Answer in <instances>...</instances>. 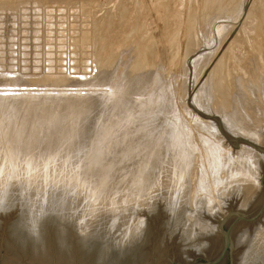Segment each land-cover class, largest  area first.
<instances>
[{
	"label": "rangeland",
	"instance_id": "1",
	"mask_svg": "<svg viewBox=\"0 0 264 264\" xmlns=\"http://www.w3.org/2000/svg\"><path fill=\"white\" fill-rule=\"evenodd\" d=\"M0 130V256L5 254L14 264L24 260L27 252L15 244L12 224L25 206L30 212L44 210L66 194L81 216L72 220L78 231L72 229L69 235L75 262L62 264L88 263L81 257V227L92 229L111 215L113 220L119 217L125 229L129 214L143 222L128 234L144 232L140 252L158 264L156 250H185L194 219L217 216L213 204L219 199L226 209L211 219L215 232L232 207L254 211L264 196L259 184L264 155L245 142L238 149L231 145L243 137L264 148V0H0ZM217 150L224 151L221 158ZM176 151L184 156L177 159ZM179 165H187L184 171L180 167L182 174L176 170ZM251 179L255 183L249 186ZM176 182L182 184L183 200L191 201V210L182 217L186 224L169 229L170 196L150 200L149 193H161L158 186L162 193L173 191ZM135 193L150 205L136 206ZM261 219L262 224H239L238 234L248 226L264 231V216ZM58 225H46L45 244L35 252H45L41 257H51V263L67 257L56 244ZM128 234L127 242L139 241L138 235L128 240ZM242 242L236 243L239 264H252V245L243 251ZM193 251L190 260L180 254L174 259L191 264L212 258ZM220 264H229L228 257Z\"/></svg>",
	"mask_w": 264,
	"mask_h": 264
},
{
	"label": "bare ground",
	"instance_id": "2",
	"mask_svg": "<svg viewBox=\"0 0 264 264\" xmlns=\"http://www.w3.org/2000/svg\"><path fill=\"white\" fill-rule=\"evenodd\" d=\"M37 17V16H36ZM84 68V67H83ZM89 73V72H88ZM261 78V77H260ZM30 80V79H29ZM97 84V83H96ZM114 84V83H113ZM45 86V85H44ZM133 86V85H132ZM161 88V87H160ZM229 92V91H228ZM162 96V95H161ZM252 98V97H251ZM198 99V98H197ZM223 99V98H222ZM229 100V99H228ZM126 101V100H125ZM230 101V100H229ZM226 102H227V100H226ZM231 102V101H230ZM98 103V102H97ZM142 103V102H141ZM172 103V102H171ZM166 104V103H165ZM169 104V103H168ZM216 104V103H215ZM218 105V104H217ZM162 107V106H161ZM220 107V106H219ZM116 108V107H115ZM125 108V107H124ZM155 108V107H154ZM164 108V107H163ZM165 109V108H164ZM222 109V108H221ZM141 110V109H140ZM161 110V109H160ZM218 110V109H217ZM140 112V111H139ZM144 113V112H143ZM169 113V112H168ZM218 113V112H217ZM234 113V112H233ZM153 114H154V112H153ZM161 114V113H160ZM142 115V114H141ZM161 116H163V118H164V120H167L166 118V116L165 115H161ZM140 117V116H139ZM160 116H159V114L157 115V117H156V119L157 118H159ZM170 117V116H169ZM136 118V117H135ZM138 118V117H137ZM151 117H149V119H150ZM162 118V119H163ZM230 118V117H229ZM148 119V120H149ZM89 120V119H88ZM150 120H152V121H154L155 119H150ZM158 120H160L161 121V118H159ZM152 121L150 122V121H147L148 123L150 122L151 124H152ZM156 121L157 120H155L154 122L156 123ZM89 122V121H88ZM93 122V121H92ZM132 122V121H131ZM168 122V121H167ZM228 122V121H227ZM234 122V121H233ZM9 123V122H8ZM17 123V122H16ZM45 123V122H44ZM85 123V122H84ZM90 123V122H89ZM95 123H96V121H95ZM165 123V121H163L162 123L160 122L159 124V126H161L162 124H164ZM90 124H92V123H90ZM99 124V123H98ZM154 124V123H153ZM153 124H152V126H153ZM169 124V123H168ZM167 124V125H168ZM14 125V124H13ZM20 125V124H19ZM83 125V124H82ZM85 125V124H84ZM83 125V126H84ZM93 125H95V124H93ZM149 125V127H150V124H148ZM157 125H158V122H157ZM165 125V124H164ZM164 125H162V126H164ZM166 125V126H167ZM229 125H230V123H229ZM75 126V125H74ZM81 126V125H80ZM192 126V125H191ZM123 127H124V125H123ZM147 127V126H146ZM156 128H157V126H155ZM12 128V127H11ZM24 128V127H23ZM59 128V127H58ZM61 128V127H60ZM152 128V127H151ZM151 128H149V129H151ZM155 128V129H156ZM159 128H161V127H159ZM177 128V127H176ZM46 129V128H45ZM86 129V128H85ZM93 129V128H92ZM153 129V128H152ZM179 129V128H178ZM236 129V128H235ZM20 130V129H19ZM31 130V129H30ZM34 130V129H33ZM98 130V129H97ZM250 129H248V131H249ZM45 131V130H44ZM52 131V130H51ZM81 131V130H80ZM147 131H149L150 132V130H147ZM156 131H157V129H156ZM203 131V130H202ZM4 132V131H3ZM41 132V131H40ZM55 131H53L52 133H54ZM62 132V131H61ZM145 132V131H144ZM155 132V131H154ZM171 132V131H170ZM184 132H186L185 130H184ZM241 132V131H240ZM0 133H1V130H0ZM6 133V132H5ZM50 133V132H49ZM58 133H60V132H58ZM146 133V132H145ZM174 133V132H173ZM35 134V133H34ZM62 134V133H61ZM67 134V133H66ZM76 134V133H75ZM117 134V136L116 135H114V136H116V137H118L119 135V132L118 133H116ZM147 134V133H146ZM150 134V133H149ZM178 134V133H177ZM182 134V133H181ZM184 134V133H183ZM23 135V134H22ZM68 135V134H67ZM123 135V134H122ZM126 135V134H125ZM153 135V134H152ZM151 135V136H152ZM176 135V134H175ZM213 135V134H212ZM252 135V134H251ZM27 136V135H26ZM39 136V135H38ZM124 136V135H123ZM171 136V135H170ZM174 136V135H173ZM172 136V137H173ZM189 136V135H188ZM61 137V136H60ZM115 137V138H116ZM147 137H148V134H147ZM146 137V138H147ZM167 137V136H166ZM210 137V136H209ZM217 137V136H216ZM11 138V137H10ZM26 138V137H25ZM36 138V137H35ZM73 138V137H72ZM105 138V137H104ZM112 138V137H111ZM185 138V137H184ZM206 138V137H205ZM212 138H214V137H212ZM212 138H210L211 140H212ZM37 139V138H36ZM64 139H65V137H64ZM64 139H62V141L64 140ZM79 139V138H78ZM180 139V138H179ZM11 140V139H10ZM9 140V141H10ZM75 140V139H74ZM92 140V139H91ZM100 140V139H99ZM106 140V139H105ZM125 140V139H124ZM169 140V139H168ZM216 140L217 139H215V142H216ZM218 140H220V139H218ZM49 141V140H48ZM84 141V140H83ZM101 141V140H100ZM111 141H113V140H111ZM207 141V140H206ZM47 142V141H46ZM51 142V141H50ZM70 142V141H69ZM163 142V141H162ZM213 142H214V140H213ZM213 142H210V143H212V144H215V143H213ZM221 142V141H220ZM244 142V141H243ZM13 143V142H12ZM98 143V142H97ZM96 143V144H97ZM130 143V142H129ZM219 143V142H218ZM217 142H216V144H217V146L220 144H218ZM245 143H247V142H245ZM16 145H18V143H15ZM99 144V143H98ZM106 144V143H105ZM171 144V143H170ZM180 144H181V142H180ZM196 144V143H195ZM211 144V145H212ZM215 144V145H216ZM247 144H249V143H247ZM49 145V144H48ZM67 145H68V142H67ZM128 145V144H127ZM172 145V144H171ZM250 145V144H249ZM15 146V145H14ZM71 146V145H70ZM181 146V145H180ZM208 146V145H207ZM184 149L186 148V147H184V146H182ZM212 147H213V145H212ZM216 147V146H215ZM139 148V147H138ZM163 148V147H162ZM170 148V147H169ZM183 148H181V149H183ZM214 148V147H213ZM212 148V149H213ZM69 149V148H68ZM79 149V148H78ZM131 149V148H130ZM137 149V148H136ZM172 149V148H171ZM178 149V148H177ZM183 149V150H184ZM190 149V148H189ZM220 149V148H219ZM82 150V149H81ZM86 150V149H85ZM89 150H92V149H89ZM165 150V149H164ZM168 150V149H167ZM230 150V149H229ZM241 150V149H240ZM101 151V150H100ZM129 151V150H128ZM136 151H138V150H136ZM141 151V150H140ZM169 151V150H168ZM168 151H167V153H168ZM180 151V150H179ZM214 151V150H213ZM215 151H216V149H215ZM217 151H220V150H217ZM38 152V151H37ZM81 152V151H80ZM92 152H94V150L92 151ZM121 152V151H120ZM123 152V151H122ZM125 152V151H124ZM171 152V151H170ZM178 154H180V153H182V150L180 151V153L178 152V151H176ZM220 152H222V151H220ZM224 152V151H223ZM223 152L222 153H219V155H218V157H220L221 158V156H220V154L221 155H223ZM230 152V151H229ZM6 153V152H5ZM84 153V152H83ZM116 153V152H115ZM136 153H139V152H136ZM142 153V152H141ZM141 153H139V154H141ZM144 153V152H143ZM142 153V154H143ZM171 153H173V152H171ZM177 153H176V155H177ZM183 153H184V151H183ZM217 153V152H216ZM36 154V153H35ZM75 154V153H74ZM85 154V153H84ZM83 154V155H84ZM117 154H119V153H117ZM145 154V153H144ZM162 154H164V153H162ZM186 154V153H185ZM228 154V153H227ZM29 156H30V154H28ZM78 155H79V153H78ZM175 154H174V156L175 157H177V159L178 158H180L181 156H184L183 154L181 155H179V157H178V155L176 156ZM224 155H226V154H224ZM42 156V155H41ZM89 156V155H88ZM135 156V155H134ZM147 156V155H146ZM162 156V155H161ZM173 156V157H174ZM213 156V155H212ZM34 157V156H33ZM171 157H172V155H171ZM170 157V158H171ZM174 157V158H175ZM225 157V156H224ZM238 157H239V155H238ZM9 158V157H8ZM37 158V157H36ZM72 158V157H71ZM131 158V157H130ZM138 158H140L139 156H138ZM145 158V157H144ZM149 158V157H148ZM183 158V157H182ZM182 158H181V160H182ZM184 158H186V157H184ZM233 158V157H232ZM240 158V157H239ZM238 158V159H239ZM243 158V157H242ZM5 159V158H4ZM79 159H80V157H79ZM126 159V158H125ZM141 159V158H140ZM151 159V158H150ZM171 159H173V158H171ZM176 159V158H175ZM175 159H174V161H175ZM211 159V158H210ZM214 159H216V157L214 158ZM225 159H227L226 157H225ZM225 159H224V161H225ZM241 159V158H240ZM239 159V160H240ZM244 159H246V158H244ZM14 160V159H13ZM30 160V159H29ZM32 160V159H31ZM44 160V159H43ZM118 160V159H117ZM180 159H179V161H181ZM212 160V159H211ZM221 160H223V157H222V159ZM9 161V160H8ZM28 161V160H27ZM90 161V160H89ZM144 162L146 161V160H143ZM151 161V160H150ZM176 161H178V160H176ZM184 161V160H183ZM186 161V160H185ZM215 161H218V160H215ZM219 161H220V159H219ZM241 161V163L243 164L244 163V160H240ZM240 161H238V164H240ZM243 161V162H242ZM87 162V161H86ZM128 162V161H127ZM143 162V163H144ZM152 162V161H151ZM154 162V161H153ZM153 162H152V164H153ZM207 162V161H206ZM222 162V161H221ZM233 162V161H232ZM18 163V162H17ZM101 163V162H100ZM135 163V162H134ZM148 163V162H147ZM174 163H176V162H174ZM178 163V162H177ZM183 163V162H182ZM186 163H187V161H186ZM212 163H215V162H212ZM211 163V164H212ZM220 163V162H219ZM250 163V162H249ZM43 164V163H42ZM167 164V163H166ZM168 164H169V162H168ZM179 164V163H178ZM178 164H177V166H176V164H175V168H177L178 167ZM184 164V163H183ZM188 164V163H187ZM30 165V164H29ZM36 165V164H35ZM68 165V164H67ZM231 165V164H230ZM246 165V164H245ZM41 166H43V165H41ZM131 166V165H130ZM140 166V165H139ZM146 166H148V165H146ZM155 166V165H154ZM182 165H179V168L178 169H176V170H181V169H183V171H184V168L187 166H182ZM216 166V165H215ZM219 165H217V167H218ZM232 166V165H231ZM254 166H256V165H254ZM72 167V166H71ZM122 167H124V166H122ZM136 167V166H135ZM156 167V166H155ZM154 167V168H155ZM165 167H167V166H165ZM180 167H181V169H180ZM184 167V168H183ZM251 167H252V165H251ZM64 168V167H63ZM148 168V167H147ZM164 168V167H163ZM187 168V167H186ZM234 168V167H233ZM65 169V168H64ZM69 169V168H68ZM223 169V168H222ZM238 169V168H237ZM244 169V168H243ZM136 170V169H135ZM149 169H147V171H148ZM254 170V169H253ZM75 171V170H74ZM173 171V170H172ZM175 171V170H174ZM183 171H179L181 174H182V172ZM211 171V170H210ZM213 171V170H212ZM119 172V171H118ZM178 172V174H180ZM215 172V171H214ZM218 172V171H217ZM222 172V171H221ZM233 172V171H232ZM250 172H251V170H250ZM249 172V173H250ZM64 173V172H63ZM73 173V172H72ZM113 173V172H112ZM142 173V172H141ZM169 173V172H168ZM177 173V172H176ZM176 173H172V174H176ZM184 173V172H183ZM216 173V172H215ZM220 173V172H219ZM234 173V172H233ZM240 173V172H239ZM244 173V172H243ZM247 173V172H246ZM255 173V175H256V172H254L253 171V174ZM258 173V172H257ZM68 174V173H67ZM71 174V173H70ZM115 174V173H114ZM146 174V173H145ZM218 174V173H217ZM221 174V173H220ZM223 174V173H222ZM251 174V173H250ZM111 175V174H110ZM147 175V174H146ZM177 175V174H176ZM176 175H173V176H175L176 177ZM234 175V174H233ZM124 176V175H123ZM172 176V175H171ZM181 177H182V175H180ZM184 176V175H183ZM221 176V175H220ZM243 176V175H242ZM250 176V175H249ZM254 176V175H253ZM252 176V177H253ZM260 175H258V177H259ZM65 177V176H64ZM66 177H67V175H66ZM65 177V178H66ZM75 177H78V176H75ZM104 177H108L107 175L106 176H104ZM161 177V176H160ZM168 177V176H167ZM181 177H179V178H181ZM235 177V176H234ZM247 177V176H246ZM254 177H256V176H254ZM258 177H256V178H258ZM70 178V177H69ZM73 178H74V176H73ZM92 178V177H91ZM99 178V177H98ZM162 178V177H161ZM185 178V177H184ZM233 178V177H232ZM71 179H72V177H71ZM214 179V178H213ZM245 179V178H244ZM250 179V178H249ZM254 179V178H253ZM253 179H251L252 181H251V184L249 185V186H251L252 185V182L253 183H255L254 181H253ZM70 180V179H69ZM99 180V179H98ZM100 180H102V178L100 179ZM106 180V182H108L107 181V179H105ZM120 180V179H119ZM144 180H145V178H144ZM155 180V179H154ZM159 180V179H158ZM116 181V180H115ZM143 181V180H142ZM157 181V180H156ZM165 181V180H164ZM168 181V180H167ZM170 181V180H169ZM171 181H172V179H171ZM177 181H178V175H177ZM181 181H182V179H181ZM180 181V179H179V182H181ZM248 181V180H247ZM257 181V180H256ZM102 181H100V183H101ZM105 182V181H104ZM103 182V183H104ZM146 182V181H145ZM161 181H159V183H160ZM173 182H175V181H173ZM172 182V183H173ZM179 182H176V184L175 185H173L172 183V185L175 187H173V191L172 190H169L167 193L165 192V193H162V190H160L162 187H160V186H158V187H156V188H158V192L157 193H159V192H161V193H159V194H156V192H155V195H152L151 193H149L152 197H150L149 199L150 200H153V199H155L156 197H160L161 195H163V194H168L170 197V200H172V203H171V206L169 207H167V210H168V208H169V210L171 211V217H170V219H169V221H167V224H166V226H168L169 227V229H171V228H175V227H177V225L178 224H184L186 221H185V214H187L188 213V210H191V209H187V202H185L184 200H183V195H184V191H182V184H178ZM232 182V181H231ZM230 182V183H231ZM234 182V181H233ZM236 182V181H235ZM234 182V183H235ZM258 182V181H257ZM256 182V184L258 185L256 188H258L259 187V184ZM99 183V182H98ZM109 183V182H108ZM156 183V182H155ZM216 183V182H215ZM233 183V184H234ZM237 183V182H236ZM250 183V182H249ZM102 184V183H101ZM111 184V183H110ZM139 184H142V183H139ZM145 184V183H144ZM162 184V183H161ZM160 184V185H161ZM187 184V183H186ZM221 184V183H220ZM232 184V183H231ZM237 184H239V183H237ZM242 184V183H241ZM241 184H240V186H241ZM165 185H167V184H165ZM164 185V186H165ZM210 185V184H209ZM215 185V184H214ZM223 185V184H222ZM243 185V184H242ZM255 185V184H254ZM84 186V185H83ZM135 186V185H134ZM151 186H153V185H151ZM162 186V185H161ZM169 186V185H168ZM237 187L239 186V185H236ZM137 187V186H136ZM135 187V188H136ZM141 187V186H140ZM213 187V186H212ZM232 187V186H231ZM160 188V189H159ZM164 188H168V187H164ZM169 188H170V186H169ZM168 188V189H169ZM233 188V187H232ZM101 189V188H100ZM107 189V188H106ZM142 190H143V188H141ZM141 189H140V191H141ZM172 189V188H171ZM214 189V188H213ZM217 189H219V188H217ZM217 189H216V192H217ZM240 189V187H238V190ZM251 189H252V187H251ZM250 189V190H251ZM17 190V189H16ZM128 190V189H127ZM139 190V189H138ZM157 190V189H156ZM215 190V189H214ZM219 190H221V189H219ZM218 190V191H219ZM232 190V189H231ZM242 190V189H241ZM247 190V189H246ZM245 190V191H246ZM98 191V190H97ZM129 191V190H128ZM136 191V190H135ZM166 191V190H165ZM240 191V190H239ZM248 191V190H247ZM252 191H253V189H252ZM14 192H15V190H14ZM112 192V191H111ZM139 192V191H138ZM137 192V193H138ZM142 192V191H141ZM215 192V193H216ZM235 192V191H234ZM90 193V192H89ZM130 193V192H129ZM137 193H135L136 194V196H135V194H131V196H135L136 198L134 199V200H136L138 203H136L137 205L136 206H141V205H144V203H147V202H145V201H141V199L139 200V198H137V196H139L140 197V195H141V193L139 194V195H137ZM153 193H154V191H153ZM197 193V192H196ZM214 193V192H213ZM220 193V192H219ZM237 193V192H236ZM91 194V193H90ZM108 194V193H107ZM203 194V193H202ZM209 194H210V192H209ZM247 194V193H246ZM65 195V196H64ZM60 194L59 196H57V198H55L56 200H55V202H57V205H59V209L61 210L60 211V215H61V217L62 218H60L61 220H62V222H64L65 221V223H66V221H68V220H66V218H67V216L69 217H71L72 219H70V220H76V221H80V214H78V212L76 211V208H74L73 206L74 205H71L70 203L72 202L71 201V199H70V197L69 198H67L66 196V194ZM215 195V194H214ZM222 195V194H221ZM230 195V194H229ZM235 195V194H234ZM237 195V194H236ZM98 196H100V195H98ZM112 196V195H111ZM199 196V195H198ZM202 196V195H201ZM205 196V195H204ZM209 196V195H208ZM216 196V195H215ZM227 196V195H226ZM247 196L248 197H250L249 196V194H247ZM1 197H3V195H1ZM91 197H93V196H91ZM95 197V196H94ZM116 197V196H115ZM120 197V196H119ZM192 197V196H191ZM216 197H218V196H216ZM219 197H220V195H219ZM237 197H238V195H237ZM80 198V197H79ZM100 198V197H99ZM118 198V197H117ZM194 198V197H193ZM207 198V197H206ZM221 198V197H220ZM226 197H224V199H225ZM227 198H228V196H227ZM244 198H246V197H244ZM252 198H256V193H255V196L253 195V197ZM251 198V199H252ZM3 199H4V197H3ZM2 199V200H3ZM109 199V198H108ZM128 199H130V196L128 197ZM148 199V200H149ZM192 199V198H191ZM209 199V201H211V205L213 204V198L211 197V200H210V198H208ZM208 199L206 200H204V201H207L208 202ZM214 199H216L215 197H214ZM222 199V198H221ZM224 199H222V200H224ZM263 199V198H262ZM1 200V199H0ZM92 200V199H91ZM96 199H94V201H95ZM112 200H114L115 201V199H112ZM119 200V199H118ZM126 200V199H125ZM169 200V201H170ZM245 200V199H244ZM248 200V199H247ZM100 202H101V200H99ZM109 201V200H108ZM110 201H111V199H110ZM128 201V200H127ZM133 201V200H132ZM217 201V200H216ZM3 202V201H2ZM48 202V201H47ZM105 202V201H104ZM112 202V201H111ZM118 201H116V202H114V203H117ZM191 201H189L188 202V204L190 203ZM194 201L192 200V204L193 205H196L195 203H193ZM218 202V201H217ZM216 202V203H217ZM244 202V201H243ZM242 202V203H243ZM92 203V202H91ZM134 203V202H133ZM150 201H149V203H147V204H145V205H150ZM202 203V202H201ZM225 203V204H224ZM89 204V203H88ZM111 204V203H110ZM179 204V206H178V208H177V205ZM191 204V205H192ZM205 204V202H203V204H201L202 205V208H203V205ZM246 203L244 202L242 205H245ZM41 205H42V203H41ZM94 205V204H93ZM190 205V206H191ZM200 204L198 203V206H199ZM215 207H214V209H212V210H214V212L216 213V211H217V216L218 215H220L219 213H224L225 212V207L223 206V205H226V202L225 201H223V203H222V201L220 202V199H219V204H213ZM100 206V205H99ZM185 206V207H184ZM197 205H196V209H197V207H198ZM205 206V205H204ZM207 206V205H206ZM209 206V205H208ZM179 207H183L184 209H182V208H179ZM192 207H194L195 208V206H192ZM126 208V207H125ZM199 208H200V206H199ZM211 208H213V207H211ZM211 208H205V209H207V211H208V209H211ZM38 209V210H37ZM204 209V210H205ZM39 210L41 211V209H39V208H36V210H34V212L35 211H37L38 213H39ZM210 211V210H209ZM33 212V213H34ZM38 213H34V215H36V214H38ZM129 213H131V212H129ZM213 213V212H212ZM208 214V213H207ZM211 214V213H210ZM183 215L185 216L184 218H182L183 217ZM46 216V215H45ZM217 216H213L211 219H213L214 217V219L213 220H216V219H218V217ZM66 217V218H65ZM136 217V216H135ZM142 217V216H141ZM119 217H114V220L111 218V215L109 216H106V217H104L102 220H100V223H95L96 224V226L95 227H93L92 229L91 228H89V229H87V227L86 226H84L83 228L81 227V231H80V233L82 232V239H80V242H79V244H80V246H81V248H80V250H81V257L84 259V260H86V262H88L87 264H151L150 263V260L148 259V253L147 252H140V251H143L142 249H140V245H138V243L140 242V240H141V238L143 237V235L145 234L144 232H137V233H132V234H128L129 233V231H131L132 229H130V228H133L134 227V225H136V224H139V225H141L142 224V222H143V220H141V219H134L132 216H131V214H129L128 216H127V218H126V221L124 222L125 223V229H123L122 228V226L123 225H121V224H119L118 223V221H117V219H118ZM211 219H210V221H207V220H204V219H202V220H200V221H198L197 222V220H196V218L194 219L195 220V222H194V227L193 228H191L192 230H190L189 231V233H188V242H189V245L188 246H186L185 248V250H182V251H179V252H174V253H170L169 252V250L167 249L165 252H163V249H161V248H159V249H157L156 250V252H157V254L159 255V259H158V264H168L169 262L170 263H172V261H174L175 259L174 258H176V256H175V254H180V257L181 258H184L185 260H190L191 259V256H192V253L194 252L193 250H196L195 252H202V253H204V254H206V255H208L209 257H214L216 254H217V252L218 251H220L219 249H220V247H221V245H222V235L221 234H217V232L218 231H216L215 232V230L217 229V226L213 223V222H211ZM263 219V218H262ZM261 219V220H262ZM166 221V220H165ZM260 221V220H259ZM259 221H258V223H259ZM37 221L35 220V223H36ZM73 222V221H72ZM65 223H64V226H67V225H65ZM256 223H257V221H256ZM264 223V222H263ZM58 224V223H57ZM165 224V223H164ZM186 224V223H185ZM212 224H214L213 226H212ZM259 224H262V223H259ZM121 225V226H120ZM138 225V226H139ZM210 225V226H209ZM64 226H63V224L62 225H58V229H59V231H58V243H59V245L61 246V250L63 251V253L65 254V255H67V257H65V258H63L62 257V259H58L57 261H55L56 263H51V257H48V256H45V257H35L34 258V262H33V264H38V262L39 263H42V262H45V263H47V264H62V261H66V262H75L74 260H72V256H73V254H71V250H70V241H69V235H71L70 234V230H72V227L70 226V227H65L64 228ZM80 227V226H79ZM64 228V229H63ZM121 228H122V230H121ZM139 228V227H138ZM178 228V227H177ZM243 228V227H242ZM102 229H105V233H108V234H106V235H113L115 238H116V242H117V246H116V248H114V249H112V248H110V247H108L107 245H106V247H104L103 249L100 247V246H97L96 244H95V237L96 236H98V234L99 233H101V230ZM179 229V228H178ZM182 229H180V231H181ZM37 231V234H38V236H39V231L38 230H36ZM98 231H100V232H98ZM201 231L203 232V233H201ZM240 233L238 234V227L235 229V234H234V236H235V239H236V243H237V245H238V242L240 243L241 242V240L243 241L241 244L243 245L242 247H243V251H244V247L246 248V246H249V245H252V249H251V253H250V255H249V258L252 260L251 262H252V264H256V263H260V264H264V231H263V229L261 228V227H259L258 225H257V227H245V228H243L242 230L240 229ZM60 233H62V235H60ZM128 234V240H132V239H136V235H138V237L137 238H140L139 239V241L137 242V240H135L134 242L132 241V242H127V240H125V234ZM219 233V232H218ZM35 234H36V232H35ZM37 234H36V238L35 239H37V238H39V237H37ZM117 235H120V236H117ZM16 236V235H15ZM146 236V235H145ZM238 236H239V238H238ZM42 237H45L44 235L42 236ZM147 237V236H146ZM17 239L18 240H20V237L19 236H17ZM144 239V238H143ZM252 240V241H251ZM45 238H41L40 239V241L39 240H37V241H35V243L34 244H32L33 246H35V247H38V244L40 243V245L42 244L43 245V243L45 244ZM142 241V240H141ZM184 242V241H183ZM187 242V243H188ZM150 244V243H149ZM173 242L172 243H169V245L170 246H173ZM138 245V246H137ZM73 246V245H72ZM137 246V247H136ZM189 246L191 247V248H194L193 250L192 249H190L189 248ZM40 248H42V247H40ZM39 247H38V249H40ZM73 248L75 249V246H73ZM189 248V249H188ZM43 249H45V248H43ZM102 249V250H101ZM136 249L138 250L137 251V256L136 257H133V254L135 253V251H136ZM44 251V250H43ZM75 251V250H74ZM39 252V251H38ZM73 252V251H72ZM155 252V253H156ZM61 253V252H60ZM75 253V252H74ZM92 253V254H91ZM43 254H46L45 252L43 253ZM64 254H63V256H64ZM70 254V255H69ZM97 254L99 255V256H97ZM96 256V257H95ZM236 264H239V261H238V246H237V251H236ZM68 257H70V258H68ZM67 258V259H66ZM73 259H74V257H73ZM78 259H80V258H78ZM152 261V260H151ZM44 263V264H45ZM81 263H82V261H81ZM169 263V264H170ZM6 264H14V261L13 260H11L10 258L9 259H7L6 260ZM16 264V263H15ZM156 264V263H155Z\"/></svg>",
	"mask_w": 264,
	"mask_h": 264
},
{
	"label": "water",
	"instance_id": "3",
	"mask_svg": "<svg viewBox=\"0 0 264 264\" xmlns=\"http://www.w3.org/2000/svg\"><path fill=\"white\" fill-rule=\"evenodd\" d=\"M247 142L252 146L257 152L261 153L264 155V148L259 147L258 144L253 143L250 140H247L243 137L236 138V143L231 144L235 149L239 148L240 142ZM243 142V143H244ZM260 186L264 188V173L261 176L260 179ZM45 207V206H42ZM4 208V203L0 201V212ZM40 209V208H39ZM38 210V209H37ZM59 206L56 204V202H49L48 206L45 207L44 210H39V213L34 215L33 212H30V210L26 206L22 209L21 217L14 222L10 228V234L14 237L15 239V244L17 245L19 250L26 251L27 252V257L24 258V260H15L16 264H31L34 262L35 257H41L43 252H40L38 255H35L36 251H42L38 249V247L33 246L32 244L35 243V241L43 238L42 236L44 235L45 232V227L48 224H54L58 223L59 225L64 226V222L60 218L61 213H60ZM46 215V216H45ZM166 215V214H164ZM264 216V196L261 202L258 204L256 209L254 211L250 212H245L243 210L237 209L235 207H232L227 215L222 217L218 221V230L220 234L222 235V246L220 252L213 258H208L203 261L195 260L191 264H220L224 259L228 257L229 264H236V243L233 238V233L236 227L239 224L242 223H256V221L260 220ZM66 218V217H65ZM71 218L67 216L66 220H70ZM233 219V220H232ZM34 220V221H32ZM35 220L37 221L35 223ZM229 220H232V222L227 226ZM65 227H72L73 231H78V225L72 220L66 221ZM63 228V229H64ZM39 231V236L37 234V231ZM37 234V239L36 234ZM100 232V231H98ZM108 233H105V229L101 230V233L98 234V236L95 237V244L97 246H100L102 249L106 247V245L112 249L116 248L117 242L116 238L113 235H106ZM20 237V240L16 238V236ZM62 235V233H60ZM56 244H59L58 241ZM40 243L38 244V246ZM59 246V245H58ZM5 248V246L3 247ZM58 248V247H57ZM101 249V250H102ZM7 252V251H6ZM92 254V253H91ZM30 256H33L30 257ZM97 256H99L97 254ZM96 257V256H95ZM58 255L55 257V259H58ZM6 256L1 255L0 256V264H6ZM172 264H182L176 260L172 261Z\"/></svg>",
	"mask_w": 264,
	"mask_h": 264
}]
</instances>
